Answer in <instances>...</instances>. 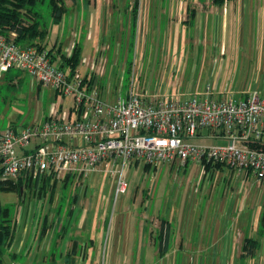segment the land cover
Segmentation results:
<instances>
[{
	"label": "rangeland",
	"instance_id": "rangeland-1",
	"mask_svg": "<svg viewBox=\"0 0 264 264\" xmlns=\"http://www.w3.org/2000/svg\"><path fill=\"white\" fill-rule=\"evenodd\" d=\"M89 1L91 4L95 2V0ZM206 1L211 3V0H154V4L167 7L168 2L173 5H179L181 2L194 5L195 2L204 4ZM96 2L95 5L86 6L87 1L84 0H65L68 9L58 21H53L47 14L45 16L47 34L44 43L47 49L55 50L60 46L64 53L63 50L68 47L73 51L78 42H81L80 58L83 59V63L96 60L95 76L98 78L100 92L106 100L115 101V96L118 93L125 94L132 82L135 83V87L137 86L138 92L145 97L164 93V87L156 91L154 87L165 82L164 80L169 81L171 75L174 76L172 70L178 55L180 56L177 69L179 73L188 72L194 79L198 76L203 62L206 67L202 74L212 84L213 89L232 90L237 92L236 98L241 96L239 92L243 90L248 92L257 90L261 96H264V70L260 68L262 60L258 57L261 48H258L256 43L251 45L253 48L249 51L248 43H240L238 13L231 7L239 3L238 0L229 1V12L226 16L223 15V7L227 5L212 4L221 19L218 34H215V22L209 20L205 25L203 16L200 15L195 26L182 28L183 38L185 37L183 42L179 40V31L174 28L166 38V31L162 25L153 37L149 35L146 38L142 47L135 45L134 28L131 30V26L134 25V16H137L138 20L144 19L147 0ZM135 5L142 7L136 15ZM254 5L264 6V0H254ZM101 7L104 8L103 11ZM215 15V13L211 14L210 18ZM138 40H144L142 29ZM191 48L193 56L189 57L187 52H190ZM211 52L217 53L219 62H214L215 59L210 58ZM203 53L206 57L202 61ZM249 53L252 54V59L246 62L244 56H248ZM87 54L90 58L84 57ZM164 56L167 58L166 62L163 61ZM12 77H15L13 81ZM165 84L169 88L174 87L175 81ZM63 98L60 94L56 95L54 90L39 85L28 73L11 69L10 72L0 76V129L42 122L47 117L52 103L60 102ZM63 101L64 109L68 110L72 104L71 98L66 97ZM194 141L205 145L219 143L218 140L203 138H196ZM225 143L227 141L222 142ZM124 178L129 186L125 193L119 195H116L117 178L106 171L93 173L88 178L78 180V183L69 179L67 188L61 185L56 188L53 201L61 198L63 216L66 215L67 209L69 211L71 208V202L68 200L61 204L64 196L68 199L85 197L81 204L83 210L92 207L91 212L86 215L87 223L83 230L65 233L70 232L74 236L79 234L78 238H74L79 240V245H85V252H79L76 257V262L79 264H89L94 261H98V264L108 262L116 218L119 213H123L122 209L120 210L121 204L124 205L123 209L129 216V221L124 222L121 230L126 232L128 239L131 237L132 244L137 245L135 255L142 257L141 245L146 244V240L148 243L152 240L154 243L161 242L159 234L163 220L171 223L172 231L176 230L177 206L186 188L187 178L192 181L190 184L192 192L193 188L200 184L198 168L193 170V166L189 165L186 170L184 168L178 170V163L160 164L157 167L151 165L147 168L143 161L133 160L127 165ZM208 180L206 179V182ZM62 185H64L63 181ZM262 191L264 196V186ZM50 196V189L47 194L44 192L36 194L35 187H25L24 194L20 195L14 189L4 190L0 187L1 203L11 208L10 212L17 220L18 231L10 249L15 256L10 260L7 256L5 260H8L9 264L13 262L49 264L52 256L55 258V264H68L67 259L71 258L66 256L65 251L71 249L70 236L67 239L65 234L61 235L59 231H45L46 237L42 235L41 222L45 214H49L48 217L52 214L54 202L48 200ZM76 211L80 212V210ZM64 221L63 219L62 223L65 224ZM26 224L28 231L25 232ZM64 229L63 227V231ZM31 232L35 233L34 237ZM177 239L181 237L178 235ZM50 242L52 255L46 253L44 256L46 260L43 263L44 258L42 259L41 256L47 251L46 245ZM82 253L86 254L85 259Z\"/></svg>",
	"mask_w": 264,
	"mask_h": 264
},
{
	"label": "built area",
	"instance_id": "built-area-1",
	"mask_svg": "<svg viewBox=\"0 0 264 264\" xmlns=\"http://www.w3.org/2000/svg\"><path fill=\"white\" fill-rule=\"evenodd\" d=\"M15 37L0 33V76L11 69L26 72L72 104L64 109L63 98L42 122L0 129L1 181L30 178L37 194L48 177L78 183L106 171L117 178L119 195L128 189L124 172L133 160L155 167L178 161L198 170L220 164L264 179V96L258 92L218 100L208 86L203 97H145L132 82L110 102L100 92L96 60L84 61L87 73L79 66L69 72L51 60L48 49L16 43ZM205 132L227 143L192 142Z\"/></svg>",
	"mask_w": 264,
	"mask_h": 264
},
{
	"label": "crops",
	"instance_id": "crops-1",
	"mask_svg": "<svg viewBox=\"0 0 264 264\" xmlns=\"http://www.w3.org/2000/svg\"><path fill=\"white\" fill-rule=\"evenodd\" d=\"M84 1H87L85 4L87 6V4L95 5L98 0H95L92 4L89 0ZM238 1L239 3H235L236 5H232L231 7L234 12L238 13L240 43H248L249 51L253 48L251 45L258 43L257 47L261 48L259 49L261 52L258 54V57L262 60L260 68L264 70V6H255L254 0ZM228 3L229 1H226L225 4L222 5H227L223 7V15L225 16L229 12L230 5ZM213 5L209 1L204 2V4L195 2L194 5H187L186 2H181L179 5H173L168 2L167 7H161L154 4V0H147L145 3L146 9L144 11V19L138 20L137 16H134L133 18L134 25L131 26V30L134 28L135 45L142 47L146 38H148L149 35L153 37V34L157 33V29L162 25L166 31V38L169 37V32L174 28V30L176 29V31H179V40L180 42H183L185 37L183 38L182 28L185 29L187 26H195L196 20L200 15L201 17L203 16V23L205 25L206 23L208 24L209 20L215 22V34H218L221 19L215 11L216 8H213ZM134 7H136V15L142 7L139 8V5H135ZM103 10L104 8L102 9L101 7V11ZM214 13L217 15V17H215L216 15L214 16L215 20H213L214 17L210 18V15ZM114 22H116V20H114ZM141 29L144 32L143 42L138 40ZM256 38L258 40H256ZM167 41H169V39H167L166 42ZM167 43L169 45V42ZM78 44L81 46V42H78ZM69 49L70 48L68 47L63 50L66 55H68ZM206 49L207 48H205V51ZM88 54L84 57L90 58ZM216 54L217 53L210 55V58H214V62H219ZM187 55H189V57L193 56L192 48L190 49V52H187ZM203 55L204 53L202 54V61L205 60L206 57V54ZM244 58L247 59L246 62H250L252 54L249 53V55L244 56ZM166 60L167 58L164 56L163 61L166 62ZM82 61L83 59L80 58L78 66L83 73H87L89 67L86 62L83 63ZM179 62L180 56L178 55L177 59H175L172 70L174 76L171 75L169 80L175 81L174 87L169 88L165 86L167 85L165 82H169L167 79L164 80L165 82L157 84L154 87V91L160 89V87H164L165 97L179 98L191 95L203 97L209 86L211 88V97L218 100L227 98L243 99L250 96L253 92H258L257 90L253 92L243 90L239 92L241 96L236 98L237 92L212 88V84L206 80L202 74L206 67L203 62L201 70L198 72V76H195L194 79L188 74V72L185 73L181 71V73H179L177 70ZM56 63L60 65V59H57ZM65 70L68 69L65 68ZM146 83L148 84V82ZM196 138L218 140V144L227 141L224 138L215 137L208 132H205L203 135ZM194 139L192 142L203 144L194 141ZM177 163L178 170L181 168L186 170V167L189 165L191 167L193 166L188 164L181 167V164L176 161L171 164L176 165ZM193 170H195V167H193ZM203 170H198V180H200V184L193 188V192L191 191L190 186L192 181L189 178L186 180V188L182 192L177 206L175 217L176 230L172 231V225L168 221L171 231L169 244L163 247L160 246L159 243H154L153 240L151 243H148V240H146V244L141 245L143 251L142 257L135 255V252H137V245L132 244L131 237L128 239L126 232L121 230L124 222L127 223L129 221L128 213L123 209L124 205L121 204L120 210L122 209L123 213H119L116 218L109 260L108 262H103V264H264V196L262 194L264 179L259 181L251 172L239 171L225 166L215 165L208 168L206 167ZM206 179H209L208 182H206ZM63 183L65 182L63 181ZM50 185H52L51 182ZM60 185L63 187L62 181L57 180L55 190L56 188H59ZM48 189H50L52 196L53 188L51 186H46L41 192L47 194ZM51 196L48 200L50 199L54 202V196ZM35 198H37V196ZM84 198L85 197H73V199H68L64 196L61 204L67 200L71 202V208L69 211L67 209L65 216H63V211L61 209L62 206L60 205L61 198H56L53 203V208L51 209L52 214L49 217V214H45L41 226L47 224V229L45 231H59L61 235L65 234L66 231L83 230L87 223L86 215L91 212L92 208L90 206L87 210H83L81 204L83 203ZM36 202L37 199L35 203ZM90 205H92V202ZM40 210L41 207L39 211ZM76 210H80V212H77ZM33 212L35 214V211ZM63 219L65 220V224L62 223ZM35 223L37 224V221ZM28 224H26L27 227L24 228L25 232L28 231ZM48 226H51V228ZM63 227L65 228L64 231ZM33 231L36 230L33 229ZM69 233L70 232H67V234H65L67 239L69 236V238L72 239L70 251H65L66 256L71 258L67 259V263L79 264L76 262V257L79 252H85V245H79V240L77 239L79 234L74 236V234L70 233L71 235H69ZM31 235L34 237L35 233L31 232ZM42 235H44L43 231ZM178 235L181 239H177ZM246 238H252L256 241L255 243L251 242V244H254V247H251V254H248L247 249L245 248ZM46 246H48L46 249L47 251L41 256L42 259L44 258V260H42L43 263H45L46 260L44 257L46 256V253L52 255L51 242ZM13 254L15 253H12L9 260L12 259V256H15ZM82 256L84 259L86 258V254H83ZM54 259L55 258L52 256L49 264H55L56 261H54ZM7 261H5V264H9ZM98 263V261H94L89 264ZM13 264L16 263L13 262Z\"/></svg>",
	"mask_w": 264,
	"mask_h": 264
},
{
	"label": "trees",
	"instance_id": "trees-1",
	"mask_svg": "<svg viewBox=\"0 0 264 264\" xmlns=\"http://www.w3.org/2000/svg\"><path fill=\"white\" fill-rule=\"evenodd\" d=\"M226 1L230 0H211L212 4L223 5ZM68 9L65 0H0V33L7 38L10 37L12 32L16 33L15 42L19 44H27L35 46L36 48L43 50L45 46L44 40L47 34V20L45 16L49 14L53 21H58ZM136 12V7L134 9ZM48 49L49 55L53 62L60 59V66L64 69H68L69 72L79 65L81 46L76 45L71 55L68 56L62 52V48L59 46L57 50ZM11 71V70H10ZM9 71V72H10ZM8 73V72H7ZM15 77H12V81ZM130 164V163H129ZM146 167H150V164H146ZM215 165H207L212 167ZM217 166H222L217 164ZM69 179L67 177L64 180V188L68 187ZM52 185H50V182ZM57 180H53L52 177H48L44 180L40 192L44 190L46 186L53 188L54 196ZM37 187V183L32 179L19 178L17 181H1L0 187L4 190H16L21 194H24L25 187ZM9 206L3 205L0 201V264H5L6 257L11 258V247L14 244L17 233V220L10 212ZM47 224L43 226L42 231L45 232ZM170 225L166 220L162 221L160 229V246H167L170 241ZM256 242L252 238L245 239V248L247 253L251 254L254 244ZM15 255V254H14Z\"/></svg>",
	"mask_w": 264,
	"mask_h": 264
}]
</instances>
